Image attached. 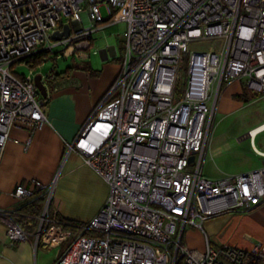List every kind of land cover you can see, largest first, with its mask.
<instances>
[{
  "label": "built area",
  "instance_id": "1",
  "mask_svg": "<svg viewBox=\"0 0 264 264\" xmlns=\"http://www.w3.org/2000/svg\"><path fill=\"white\" fill-rule=\"evenodd\" d=\"M106 21L125 23L119 71L66 146L109 195L95 217L69 225L78 236L53 264H264V245L212 247L204 236L199 252L182 242L210 218L264 203V166L216 180L203 175L224 86L243 80L264 97V0H0V159L12 127L33 132L47 122L33 71L17 77L11 67L41 51L86 60ZM65 26L70 35L54 41ZM192 41L213 45L190 50ZM263 131L248 132L262 158L254 140ZM54 185L30 180L13 193L18 201L44 197L35 249L74 235L50 210ZM15 211L0 208L11 246L29 239Z\"/></svg>",
  "mask_w": 264,
  "mask_h": 264
},
{
  "label": "crops",
  "instance_id": "2",
  "mask_svg": "<svg viewBox=\"0 0 264 264\" xmlns=\"http://www.w3.org/2000/svg\"><path fill=\"white\" fill-rule=\"evenodd\" d=\"M105 19L107 20V16ZM110 22L100 24L93 34L94 38L113 24L123 21ZM94 38L91 45L95 44ZM103 50H106L108 57L105 52L100 54L104 62L100 70H94L87 60H83V64L80 63L79 66L86 65L89 70H75L70 73L69 78L58 82L51 89L47 88V98L44 99L47 122L41 128L33 132L21 126L10 129L0 159V208L17 209L23 201L13 197L15 188L18 184L29 186L30 180L39 181L43 185L55 181L50 210L65 220L85 223L95 217L107 201L108 185L83 163L79 155H67L66 146L89 119L118 74L120 58L116 63L110 62L116 55L115 49L109 47ZM41 75L45 84L46 73ZM249 91L252 90L246 87L243 80H235L224 86L216 102L215 113L219 112L227 117L236 114L250 104ZM252 92L255 96H260ZM263 124L264 120L248 132ZM248 132L238 138V141L249 139ZM263 133L264 131L257 134L255 140ZM255 140L254 147L264 152V148H257ZM252 152L260 159L259 166L251 169L253 171L264 166V158L257 155L253 147ZM246 229L253 235L245 232ZM204 236L212 247L229 245L239 248L237 245L240 243L251 244L254 240L257 244L255 247H262L264 203L247 212L234 211L210 218L203 223V232L187 229L182 242L190 249L203 252ZM34 244V241L29 240L20 245H9L4 226L0 223V264H35L32 258L33 251L36 250Z\"/></svg>",
  "mask_w": 264,
  "mask_h": 264
},
{
  "label": "rangeland",
  "instance_id": "3",
  "mask_svg": "<svg viewBox=\"0 0 264 264\" xmlns=\"http://www.w3.org/2000/svg\"><path fill=\"white\" fill-rule=\"evenodd\" d=\"M101 12L106 18L104 9H102ZM110 23H112V21ZM124 29V23L120 22L113 24L108 29L102 31L100 35H97L95 38L93 35L95 44L92 45L90 50L86 51L89 55L86 62H88L94 70H100L104 63L99 54V51L103 49L109 47L115 49L116 55L110 59L111 63H116L120 58L123 43L122 34ZM209 45H213V41H192L189 43V49L194 50L200 47L205 48ZM94 51H96V53H94ZM82 61L83 60H80L75 56L64 58L62 57V53L58 52V54H48L47 60L40 66L30 68L26 63H19L11 67V71L15 76L20 77L21 75H29L30 70H32L34 76H36L37 74L47 73L53 67L63 70L70 65L83 64ZM184 75L185 73H183V77ZM248 93L251 100L249 101L250 104L243 107L236 114L227 117L226 115L216 112L214 115V125L209 135L205 163L203 166L204 175L212 180L249 172L252 168L257 167L260 164V159L252 152L250 140L245 139L241 142L238 141V138L247 133L249 129L264 120V97L261 95L255 96L256 94L252 91H249ZM255 144L259 149L264 148V133L257 137ZM244 231L252 234L249 229ZM77 236L78 233L75 232L73 237L69 238L68 241L62 243L56 248L43 249L41 246H37L32 254L34 263L53 264L59 254H63L69 249ZM32 239H34V236H32L31 240ZM32 241L35 242V239ZM255 242L256 240L251 244L240 243L237 247L249 250L257 245Z\"/></svg>",
  "mask_w": 264,
  "mask_h": 264
},
{
  "label": "trees",
  "instance_id": "4",
  "mask_svg": "<svg viewBox=\"0 0 264 264\" xmlns=\"http://www.w3.org/2000/svg\"><path fill=\"white\" fill-rule=\"evenodd\" d=\"M47 58H48V53L46 51H41L37 53L36 55L28 58L24 62L28 64L30 68H35L37 66H40L42 63H44L47 60ZM75 70H89V67L86 65H83V66L70 65V66L65 67L63 70H59L57 69V67H53L45 75L44 81H45L46 87L48 89H51L58 82L69 78L70 73ZM43 204H44V197L36 196V197L23 201L22 204L15 211L16 213L14 217L16 221L18 222V224L22 226V228H24L26 232L28 233L29 235L28 241L31 240L32 236H34L35 234L39 219L42 214ZM57 218L60 221L66 222L67 224L66 228H69V229L72 228L70 227L71 225L82 224V223H77V222L70 221V220H65V219L59 218L58 216ZM71 230L73 231V233L76 232L74 228Z\"/></svg>",
  "mask_w": 264,
  "mask_h": 264
},
{
  "label": "water",
  "instance_id": "5",
  "mask_svg": "<svg viewBox=\"0 0 264 264\" xmlns=\"http://www.w3.org/2000/svg\"><path fill=\"white\" fill-rule=\"evenodd\" d=\"M69 35H70V28L68 26H65L61 32L54 33L52 36V39L54 41H58L64 37H68ZM102 52H105L106 56L108 57L106 50L99 51V54H101ZM34 84H35L37 91L41 95V97L43 99H46L47 98V87L42 80L41 74H37L36 76H34ZM190 161H192V158L190 159Z\"/></svg>",
  "mask_w": 264,
  "mask_h": 264
},
{
  "label": "bare ground",
  "instance_id": "6",
  "mask_svg": "<svg viewBox=\"0 0 264 264\" xmlns=\"http://www.w3.org/2000/svg\"><path fill=\"white\" fill-rule=\"evenodd\" d=\"M263 125H264V124H263ZM261 126H262V125H261ZM259 127H260V126H259ZM259 127H257V128H259ZM257 128L251 130V131H252V134L254 133V131H255Z\"/></svg>",
  "mask_w": 264,
  "mask_h": 264
}]
</instances>
